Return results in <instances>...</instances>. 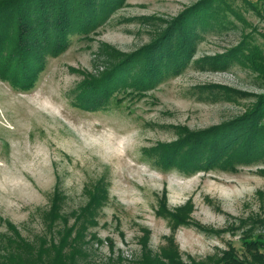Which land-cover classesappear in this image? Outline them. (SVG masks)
<instances>
[{
	"label": "rangeland",
	"instance_id": "374dc122",
	"mask_svg": "<svg viewBox=\"0 0 264 264\" xmlns=\"http://www.w3.org/2000/svg\"><path fill=\"white\" fill-rule=\"evenodd\" d=\"M200 1L123 0L87 32L71 34L65 52L48 56L31 90L0 81V232L9 221L29 241L49 237L42 218L55 185L71 225L88 201L86 189L98 181L106 199L85 232L89 262L112 254L131 259L145 239L154 253L172 239L183 262L204 260L229 243L241 251L240 225L249 216L264 217V162L187 172L163 169L155 152L182 129L203 132L228 123L264 94L263 77L229 56L256 46L264 58V0L215 2L219 13L197 27L189 59L151 86L117 91L92 110L72 103L86 83L150 44ZM162 203L170 212L190 204L187 224L173 228L159 214Z\"/></svg>",
	"mask_w": 264,
	"mask_h": 264
},
{
	"label": "trees",
	"instance_id": "16d2710c",
	"mask_svg": "<svg viewBox=\"0 0 264 264\" xmlns=\"http://www.w3.org/2000/svg\"><path fill=\"white\" fill-rule=\"evenodd\" d=\"M122 2L0 0V81L19 92L31 90L48 56L65 52L71 34L87 32ZM215 2L218 0H201L182 12L150 44L126 56L94 82L86 83L72 101L73 105L83 110L100 108L106 106L117 91L139 84L151 86L165 71L179 70L193 53L195 40L200 36L197 27L207 26L210 14L214 17V11L219 13ZM229 56L236 61H246L264 79V58L258 47L246 46ZM217 63L215 61L214 66L222 68ZM182 131L175 142L155 152L163 169L189 172L198 168L230 169L237 163L264 162V94L259 95L244 114L224 125L210 131ZM102 188L97 181L92 189H86L88 201L73 213L74 222L69 225L70 218L60 206L64 193L55 185L51 206L42 218L49 237L39 236L29 241L13 224L4 221L6 229L0 232V264H264V217L259 215L249 216L243 221L245 224L240 225V229L244 226L239 237L241 251L229 243L225 250L204 260L189 258L183 262L172 239H167L169 247L161 248L159 253H154L145 239L139 253L131 259L112 254L106 261L89 262L85 232L95 225L96 209L106 199ZM190 209V204H186L170 212L162 203L159 214L168 217L175 228L187 224Z\"/></svg>",
	"mask_w": 264,
	"mask_h": 264
}]
</instances>
